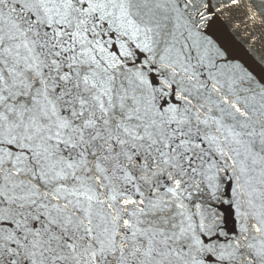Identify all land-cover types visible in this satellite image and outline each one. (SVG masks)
<instances>
[{
  "label": "snow or ice",
  "instance_id": "6c2138e0",
  "mask_svg": "<svg viewBox=\"0 0 264 264\" xmlns=\"http://www.w3.org/2000/svg\"><path fill=\"white\" fill-rule=\"evenodd\" d=\"M0 264H264V0H0Z\"/></svg>",
  "mask_w": 264,
  "mask_h": 264
},
{
  "label": "water",
  "instance_id": "95a60500",
  "mask_svg": "<svg viewBox=\"0 0 264 264\" xmlns=\"http://www.w3.org/2000/svg\"><path fill=\"white\" fill-rule=\"evenodd\" d=\"M233 54L240 57L241 59H247L243 51L236 50ZM256 71L259 73L261 72V69L257 68Z\"/></svg>",
  "mask_w": 264,
  "mask_h": 264
}]
</instances>
